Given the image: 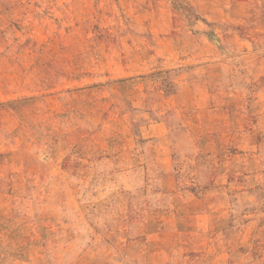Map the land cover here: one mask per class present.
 Returning <instances> with one entry per match:
<instances>
[{
    "label": "rangeland",
    "instance_id": "374dc122",
    "mask_svg": "<svg viewBox=\"0 0 264 264\" xmlns=\"http://www.w3.org/2000/svg\"><path fill=\"white\" fill-rule=\"evenodd\" d=\"M0 264H264V0H0Z\"/></svg>",
    "mask_w": 264,
    "mask_h": 264
}]
</instances>
